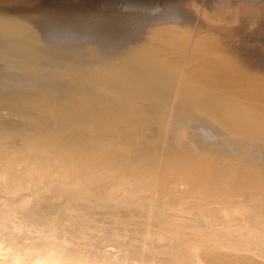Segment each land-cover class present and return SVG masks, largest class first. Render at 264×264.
Instances as JSON below:
<instances>
[{
	"label": "bare ground",
	"instance_id": "obj_1",
	"mask_svg": "<svg viewBox=\"0 0 264 264\" xmlns=\"http://www.w3.org/2000/svg\"><path fill=\"white\" fill-rule=\"evenodd\" d=\"M22 3L0 264H264V0Z\"/></svg>",
	"mask_w": 264,
	"mask_h": 264
},
{
	"label": "rangeland",
	"instance_id": "obj_2",
	"mask_svg": "<svg viewBox=\"0 0 264 264\" xmlns=\"http://www.w3.org/2000/svg\"><path fill=\"white\" fill-rule=\"evenodd\" d=\"M23 2H32L31 4L26 3L28 5H26L25 3H22L21 5H25V6H32V7H40V6H48V5H52V4H59V3H64V2H71L72 0H33V1H29V0H22ZM41 1V2H40ZM74 1V0H73ZM77 1V0H75ZM39 3V4H38ZM51 3V4H50ZM33 4V5H32ZM41 4V5H40ZM40 5V6H39ZM19 6V5H18Z\"/></svg>",
	"mask_w": 264,
	"mask_h": 264
}]
</instances>
